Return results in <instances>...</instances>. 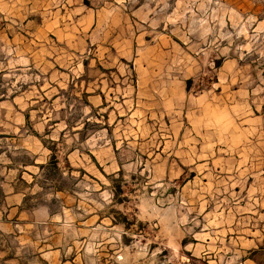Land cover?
<instances>
[{
  "label": "rangeland",
  "instance_id": "obj_1",
  "mask_svg": "<svg viewBox=\"0 0 264 264\" xmlns=\"http://www.w3.org/2000/svg\"><path fill=\"white\" fill-rule=\"evenodd\" d=\"M0 264H264V0H0Z\"/></svg>",
  "mask_w": 264,
  "mask_h": 264
}]
</instances>
